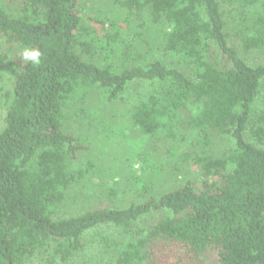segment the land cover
Masks as SVG:
<instances>
[{
  "label": "trees",
  "instance_id": "obj_1",
  "mask_svg": "<svg viewBox=\"0 0 264 264\" xmlns=\"http://www.w3.org/2000/svg\"><path fill=\"white\" fill-rule=\"evenodd\" d=\"M255 53L264 0H0V264H264Z\"/></svg>",
  "mask_w": 264,
  "mask_h": 264
},
{
  "label": "rangeland",
  "instance_id": "obj_2",
  "mask_svg": "<svg viewBox=\"0 0 264 264\" xmlns=\"http://www.w3.org/2000/svg\"><path fill=\"white\" fill-rule=\"evenodd\" d=\"M263 58H264V54H261V53H255L254 54V59H263ZM5 64L6 63L2 64L3 71L0 73V120L3 118V115H4L3 114V101L5 102V93L8 92V90L11 86V84H7V86H5L6 82H4V81L9 76L8 72H7L8 66H6ZM85 144H88V142H86ZM136 166H138V162L136 163ZM116 176H119V175H116ZM116 178H118V177H116ZM103 183H104V181H103Z\"/></svg>",
  "mask_w": 264,
  "mask_h": 264
},
{
  "label": "clouds",
  "instance_id": "obj_3",
  "mask_svg": "<svg viewBox=\"0 0 264 264\" xmlns=\"http://www.w3.org/2000/svg\"><path fill=\"white\" fill-rule=\"evenodd\" d=\"M41 56V51L35 48L25 47L21 52L22 59L33 65H39L41 63Z\"/></svg>",
  "mask_w": 264,
  "mask_h": 264
}]
</instances>
